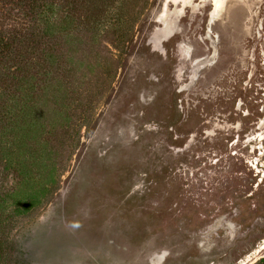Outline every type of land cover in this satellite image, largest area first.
Masks as SVG:
<instances>
[{
  "label": "rangeland",
  "instance_id": "obj_1",
  "mask_svg": "<svg viewBox=\"0 0 264 264\" xmlns=\"http://www.w3.org/2000/svg\"><path fill=\"white\" fill-rule=\"evenodd\" d=\"M141 6L120 41L116 7L62 21L47 5L52 78L22 133L41 144L0 176L6 264L264 257V0ZM37 18L4 27L25 37Z\"/></svg>",
  "mask_w": 264,
  "mask_h": 264
},
{
  "label": "trees",
  "instance_id": "obj_2",
  "mask_svg": "<svg viewBox=\"0 0 264 264\" xmlns=\"http://www.w3.org/2000/svg\"><path fill=\"white\" fill-rule=\"evenodd\" d=\"M146 1L0 0V176L4 177L2 171L6 169V166H11V169L15 171L17 157L23 152L34 151L33 147L41 144L33 141L28 143L29 139L22 133L26 128L35 136L36 131H32V128L36 129V121L42 119L37 99L48 90L47 85L52 78L51 68L48 65L49 58H46V52L50 47L48 42L53 34L48 26L53 16L50 8L55 6L62 10L60 20L70 21L79 13L83 16L88 14V18L106 20L110 13L108 9L116 7L119 11L114 13V21L117 25H123L126 28V31L120 34L119 40L123 41L138 19V8L141 5L144 7ZM47 5L50 6L49 9ZM12 11L29 17H38V22H42L44 28L25 37L5 29L4 20ZM53 135H56V132ZM2 202L4 201L0 202V264H6L8 252L6 227L11 225V220L5 213H15V209L8 207V202L4 204ZM37 202H31L33 206L19 209L17 213L20 210H31ZM255 264H264V257Z\"/></svg>",
  "mask_w": 264,
  "mask_h": 264
},
{
  "label": "built area",
  "instance_id": "obj_3",
  "mask_svg": "<svg viewBox=\"0 0 264 264\" xmlns=\"http://www.w3.org/2000/svg\"><path fill=\"white\" fill-rule=\"evenodd\" d=\"M252 163H253V164H252ZM249 164L251 165V167H252L253 169L257 170V173L262 172V170L258 168V163H257L256 161H253V162H251V163H249Z\"/></svg>",
  "mask_w": 264,
  "mask_h": 264
},
{
  "label": "bare ground",
  "instance_id": "obj_4",
  "mask_svg": "<svg viewBox=\"0 0 264 264\" xmlns=\"http://www.w3.org/2000/svg\"><path fill=\"white\" fill-rule=\"evenodd\" d=\"M218 5H219V4L216 2V7H218Z\"/></svg>",
  "mask_w": 264,
  "mask_h": 264
}]
</instances>
